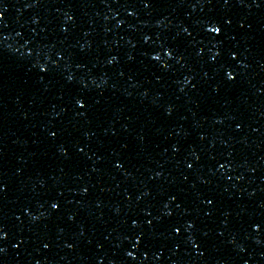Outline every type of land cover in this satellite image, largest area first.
<instances>
[{"label":"water","instance_id":"water-1","mask_svg":"<svg viewBox=\"0 0 264 264\" xmlns=\"http://www.w3.org/2000/svg\"><path fill=\"white\" fill-rule=\"evenodd\" d=\"M0 264H264V0H0Z\"/></svg>","mask_w":264,"mask_h":264}]
</instances>
